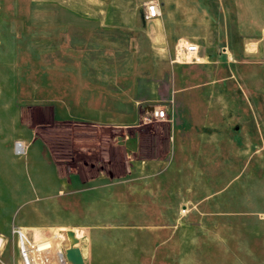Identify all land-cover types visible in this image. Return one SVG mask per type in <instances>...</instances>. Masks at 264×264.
<instances>
[{"label":"rangeland","instance_id":"rangeland-1","mask_svg":"<svg viewBox=\"0 0 264 264\" xmlns=\"http://www.w3.org/2000/svg\"><path fill=\"white\" fill-rule=\"evenodd\" d=\"M148 1L0 0V264L19 227L77 264H264V0Z\"/></svg>","mask_w":264,"mask_h":264},{"label":"built area","instance_id":"built-area-1","mask_svg":"<svg viewBox=\"0 0 264 264\" xmlns=\"http://www.w3.org/2000/svg\"><path fill=\"white\" fill-rule=\"evenodd\" d=\"M159 15L158 6L155 0H151L143 5L142 8V20L144 22H150L156 19ZM198 56V46L195 44L183 42L179 43L175 47V60L187 59L189 63H197L196 58ZM151 116L156 120L165 119V111L161 108H153ZM13 151L16 155H20L23 152V146L19 142L13 144ZM11 234L14 236L17 244V253L20 258L21 264H66L62 255L60 258H56L55 263H52L48 257V250L39 251L37 244L29 242L20 228H13ZM3 245V239L0 236V249Z\"/></svg>","mask_w":264,"mask_h":264},{"label":"crops","instance_id":"crops-1","mask_svg":"<svg viewBox=\"0 0 264 264\" xmlns=\"http://www.w3.org/2000/svg\"><path fill=\"white\" fill-rule=\"evenodd\" d=\"M149 1H151V0H149ZM157 6H158V3H157ZM158 9H159V7H158ZM158 12H159V10H158ZM78 16L87 18L88 20H93V21L97 20L98 22H100V18L96 14L84 13V14H80ZM141 19H142V12H141ZM98 27H100V24H98ZM246 50L248 52H252L254 50V45L253 44H247L246 45ZM196 62L197 63L201 62L200 58L197 57V61ZM104 79L105 80H102L101 77H89V78H84L83 80H81L83 82L80 81V83H83L87 88L84 89V93H83L85 95L84 99H83V97L81 95L82 93L80 91L79 97H78V100H79V104L78 105H80V102L82 100H91V95L95 96V94H92V92L90 90H87V89H90V88L94 89V87L96 88L97 84L105 83L106 81H109V82L112 81L111 79H108V78H104ZM102 81H104V82H102ZM96 90H97V88H96ZM93 91H95V90H93ZM130 102H131L130 104L132 105V107H133V105L136 104L135 101H133V99H130ZM125 105L127 106V102L125 103ZM85 107L81 106V109H86ZM161 107L162 106H160V105H152V106H148L144 111L148 114V116L149 115L151 116L153 108H161ZM69 109H71V108H69ZM89 111L92 112V109H89ZM116 114H117L116 112H113V113L110 114V112H108V113H106V112H98V110H97L96 113H94L93 115H103V116H112V117L114 116L115 117L114 119L116 121L117 117H118V116H116ZM133 114H134L133 108H130V110L128 111V108L126 107L125 108V114L124 115H119L120 117L124 116V117H122L123 118L122 121L120 123H115V124H117V125H119L121 127L122 126H127V125H129L131 123L133 124L134 123V121L132 119ZM9 145L10 144H8V146H7V149H6L7 151L8 150L10 151ZM29 147H30L29 148V151H30L29 155H32L33 154V148L31 146H29ZM36 150H37V153H40V151L42 149L38 148L36 146ZM34 155H36V153ZM32 175H33L32 178H31L32 180H34V181L38 180V176L37 175H35V174H32ZM101 178H102V176L98 175L95 178H93L92 180H98V179H101ZM64 179L67 181V183L65 184L67 186L70 185L69 181L74 180L73 176H67ZM75 180H76V178H75ZM84 189H87V188H84ZM57 194L60 195V190L57 191ZM19 228H21V227H19ZM21 229H24V228H21ZM66 232H69V231L59 230L58 233L54 234L50 239H43V240H38L37 239L34 243L37 244V243H41V242H46L47 243V248L45 250H48V253L51 252L53 254V256H56L55 258H60L62 253L59 252V246H61L63 248L62 249L63 251H65L68 248L67 247L68 240H67L66 235H65ZM71 234H72V238L73 239L77 238V236H78L77 232H74V231H71ZM73 248H75V246ZM64 261H65V263H67L66 260H64Z\"/></svg>","mask_w":264,"mask_h":264},{"label":"water","instance_id":"water-1","mask_svg":"<svg viewBox=\"0 0 264 264\" xmlns=\"http://www.w3.org/2000/svg\"><path fill=\"white\" fill-rule=\"evenodd\" d=\"M65 235L68 240V248L64 251L65 259L68 264H77L80 253L77 248H73L77 241L72 238L71 232H66Z\"/></svg>","mask_w":264,"mask_h":264},{"label":"bare ground","instance_id":"bare-ground-1","mask_svg":"<svg viewBox=\"0 0 264 264\" xmlns=\"http://www.w3.org/2000/svg\"><path fill=\"white\" fill-rule=\"evenodd\" d=\"M196 61H197V58H196ZM36 246L39 251H44L47 248V243L46 242L37 243Z\"/></svg>","mask_w":264,"mask_h":264}]
</instances>
